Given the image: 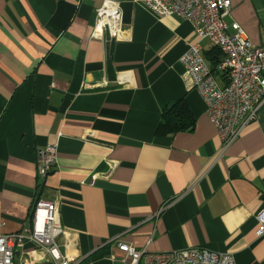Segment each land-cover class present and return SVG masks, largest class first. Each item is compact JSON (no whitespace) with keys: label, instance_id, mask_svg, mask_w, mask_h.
I'll use <instances>...</instances> for the list:
<instances>
[{"label":"crops","instance_id":"1","mask_svg":"<svg viewBox=\"0 0 264 264\" xmlns=\"http://www.w3.org/2000/svg\"><path fill=\"white\" fill-rule=\"evenodd\" d=\"M103 1L0 0V234L26 226L41 196L59 205L62 249L84 263L113 264L122 241L264 264L255 217L264 209V105L221 153L180 61L197 41L191 23L122 0V37H92ZM225 19L264 46V0H231ZM200 43L211 68L214 46ZM178 99L194 127L157 134ZM47 143L57 162L39 189L36 151ZM14 261L53 264L28 240Z\"/></svg>","mask_w":264,"mask_h":264},{"label":"built area","instance_id":"2","mask_svg":"<svg viewBox=\"0 0 264 264\" xmlns=\"http://www.w3.org/2000/svg\"><path fill=\"white\" fill-rule=\"evenodd\" d=\"M122 0H104L96 10L92 37H122ZM157 16L171 15L191 23L197 41L190 43L180 57L189 86L206 104V113L221 140V153L239 137L246 125L264 105V46L254 44L237 22L230 24L231 0H143ZM218 48L222 57L217 68L225 73L221 83L211 71L201 52V41ZM57 162L56 143H47L36 151V176L40 189ZM264 195V192H262ZM257 235H264V209L255 214ZM28 224L22 229L0 234V264H15L14 253L31 241L51 259L53 264H91L69 258L59 242L63 228L57 201L37 196ZM121 252L113 264H236L232 254L206 248L188 247L168 251L138 249L118 241Z\"/></svg>","mask_w":264,"mask_h":264},{"label":"trees","instance_id":"3","mask_svg":"<svg viewBox=\"0 0 264 264\" xmlns=\"http://www.w3.org/2000/svg\"><path fill=\"white\" fill-rule=\"evenodd\" d=\"M212 60L211 71L216 75L220 71L217 68L221 59V51L215 46L210 49ZM219 71V72H218ZM222 73V72H221ZM224 83L227 82L225 73H222ZM195 125V118L191 113L187 102L178 99L167 103L162 110L161 120L156 127L157 134H173L182 130H191Z\"/></svg>","mask_w":264,"mask_h":264}]
</instances>
